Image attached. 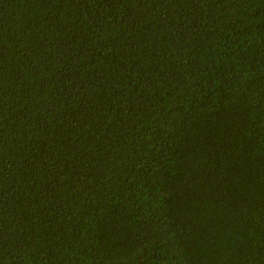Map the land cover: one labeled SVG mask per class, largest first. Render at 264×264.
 <instances>
[{
	"label": "trees",
	"instance_id": "1",
	"mask_svg": "<svg viewBox=\"0 0 264 264\" xmlns=\"http://www.w3.org/2000/svg\"><path fill=\"white\" fill-rule=\"evenodd\" d=\"M0 264H264V0H0Z\"/></svg>",
	"mask_w": 264,
	"mask_h": 264
}]
</instances>
